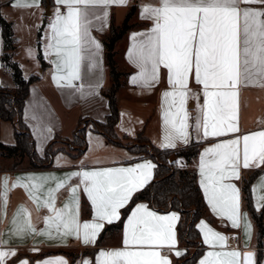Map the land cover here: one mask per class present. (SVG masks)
Returning a JSON list of instances; mask_svg holds the SVG:
<instances>
[{
  "label": "snow or ice",
  "instance_id": "snow-or-ice-1",
  "mask_svg": "<svg viewBox=\"0 0 264 264\" xmlns=\"http://www.w3.org/2000/svg\"><path fill=\"white\" fill-rule=\"evenodd\" d=\"M57 3L65 5L67 11L63 13L57 9L49 25L51 36L47 49L57 57L54 61L57 73L65 75H54L53 80L58 85L63 80L66 86L76 87L73 81L80 79L82 52L88 47L100 48L90 32L91 9L123 4L126 0H57ZM36 5L37 0H15L13 3V7ZM142 17L152 20L154 26L148 33L139 34L144 39L135 42L129 52V58L140 69L132 82L151 87L159 82L161 68L167 70L171 90L163 93L165 136L161 146L175 148L177 142L188 144L191 126L204 138L239 133V88L264 87V0H159L156 6L144 5ZM135 38L136 34L134 41ZM193 81L201 86L204 99L194 125H190L192 117L187 104L190 98H195L190 87ZM261 166H264V130L216 143L206 148L200 159V184L212 211L227 217L234 228L241 227L243 220L246 235H250V224L246 214L240 211V190L231 181L240 178L241 167ZM154 167L151 162H145L128 168L72 173L83 178V191L94 211L91 222L81 223L79 219V185L71 188V204L61 209L55 207V193L64 187L63 181L57 182L54 189H48L46 198L41 200L38 193L48 178L29 177L27 181L17 178L9 185L5 177L0 182L3 203L6 207L10 188L23 187L38 208L46 207L52 212L44 218L48 231L41 235L51 239L58 237L62 241L75 236L88 245L95 243L104 222L111 224L120 218V210L149 182ZM258 200H264V196H259ZM259 206L264 205L258 203ZM17 215H22L23 220L17 222L13 218L16 235L37 232L28 209L21 206ZM177 220L176 213L158 215L147 205H137L127 220L124 247L102 250L96 264H171L158 249L167 246L171 251L176 244L174 226ZM199 227L206 244L221 249L226 246L228 237L203 221ZM181 254L176 251L177 256ZM10 255L15 253L0 250V264H5ZM254 257L251 251H210L200 264H256ZM42 264H67V261L54 258Z\"/></svg>",
  "mask_w": 264,
  "mask_h": 264
},
{
  "label": "crops",
  "instance_id": "crops-1",
  "mask_svg": "<svg viewBox=\"0 0 264 264\" xmlns=\"http://www.w3.org/2000/svg\"><path fill=\"white\" fill-rule=\"evenodd\" d=\"M14 2L15 0H6L1 6L3 16L13 25L15 44L13 60L19 64L24 77L38 76V79L31 84L29 93L25 99L22 119L28 126L32 138L35 140V149L40 156L45 155L46 149L51 142L54 143L53 145H55L56 149H54L55 153L51 163L44 167L31 168L29 165L19 166L11 162V158L13 157H7L10 158L8 159L9 164L0 165V182L5 177L8 179L9 185L16 182L17 178H22L25 181L29 177L48 178L46 179L44 188L38 193L41 200H43L47 196L48 189H54L57 182L63 181L64 187L55 193V207L58 209L63 208L65 204H71V188L79 185L77 192L79 198V219L81 223L91 222L94 220V211L91 201L83 191L84 185L81 183L83 178L82 176H74L72 173L108 168H128L134 167L137 164L151 162L155 167L152 169L151 179L145 186L155 179L157 161L151 155L134 157V154L130 152L128 147L119 149L114 143L118 141L122 143L120 138L122 139L126 136L133 138L141 133L152 144L164 150H176L188 145L192 141L200 142L201 150L196 165L198 182L200 184L202 179L199 167L200 159L206 148L235 138L236 135L242 136L247 133L264 130V87L259 85L241 86L238 95L239 133H230L222 137L204 138L202 133L197 134L194 126H191L189 128L190 140L188 144L177 142L175 148L161 146L164 143L165 136L163 114L166 105L163 93L171 90L167 80V70L161 68L159 82L153 84L151 87L145 86L141 82L133 83V77L139 74L140 69L129 58V52L133 49V44L144 39V36L139 34L148 33L154 26L152 20L142 17L143 6H156L159 0H126V3L123 4L112 3L107 6H96L91 9L92 14L90 15V19L92 23L90 32L91 36L100 44V48L97 50L94 47H88L82 52L83 59L80 66V79L73 81L76 87L66 86L63 80L58 85L53 80L54 75H65V73H57L56 64L54 63L57 57L47 49L51 36L49 25L55 19L57 9L66 13V6L58 4L57 0H54L53 5L50 7H45L42 4V0H37V5L31 8L13 7ZM132 4L137 5L136 14L133 17V22L136 23V26L116 46L117 66L120 71L124 72V75L121 78L122 84L117 91V102L120 111V118L115 129L117 139L112 140L102 131L95 129V122H106L107 116L111 113L109 98L105 95L104 90L111 86L112 75L105 56L106 49L103 37L110 32L112 21L117 25L123 22ZM48 8H50L49 14H47ZM104 12H107L106 17L104 16ZM46 16L47 23L43 28L41 37L38 38V31ZM96 17H99V19ZM134 34H136L135 41L133 39ZM122 41H125L126 45L121 53L120 44ZM38 43H40L46 63L45 67H42V62L38 55ZM29 51H31V55H29ZM3 52L4 44L0 28V86L14 89L16 83L13 71L2 60ZM124 65L128 69L132 68L133 70L130 72L128 69L125 70L123 68ZM190 87L193 90L195 98L188 100L187 110L192 117L189 123L190 125H194L195 117L199 114L204 97L201 86L197 85L194 81L190 83ZM120 95L123 97L122 101H120ZM82 128L86 129V140L91 133L97 134L100 137V142L104 145L99 152L103 156L101 159H94L88 154L87 141L81 150H79V146H73V149L65 148L64 141L72 140L78 130ZM15 130V124L12 121L0 119V142L15 144ZM169 160L171 161V159ZM262 167L264 168V166L258 168ZM256 168L250 167L245 169L241 167L240 178L231 181L240 190V211L242 214H246V220L250 224V235L245 234L243 220L241 227L234 228L227 217H222L212 211L204 194V189L200 184L208 206L209 216L200 218L196 224L200 231L201 242L204 248L202 255L194 264H200V261L207 257L210 251H231L233 249L239 250L242 253L253 252L256 262L259 251L258 226L250 211L244 205L243 190L244 179ZM262 184H264V171L251 184L254 206L258 211L264 212V206L258 207V203L264 205V200H258L259 196H264ZM2 192L3 188L0 185V241H3L0 243V250L15 253V255H10L6 258L5 264H20L21 261L25 260L28 264H42L43 261L54 258H63L67 261V264H83L84 261L96 264L97 257L102 250L108 251L124 247L122 241L128 217L136 206L140 204L147 205L149 210L155 211L158 215L176 213L178 216V220L174 226L176 244L172 247L171 251H169L167 246L158 249L161 251V255L167 256L171 264H175L187 252V246L180 242L178 236V223L181 218L180 211L174 209L168 211L158 210L152 207L148 201L141 200L132 207L124 220L122 230L113 236L107 237L104 244L94 254H80L75 258L63 252L47 254L46 252L50 250H66L80 253L85 249L94 248L104 228L99 232L95 243L88 245H85L82 239H77L75 236H69L63 241L58 237L55 239L48 238L40 233L48 231L44 218L52 215L50 209L46 207L38 208L37 204L30 199L28 192L23 187L10 188L7 195V206L5 207ZM21 206L28 209L31 213V221L37 232L23 235L15 234V225L12 221L15 217L17 222H22L23 216L17 215ZM122 209L120 210V217ZM201 221L214 231L229 238L223 249L220 247L213 248L204 242V235L199 227ZM107 224L104 222V227ZM53 235H56L55 232H53ZM164 249L167 251L163 252ZM176 251H180L182 254L177 256ZM261 264H264V247Z\"/></svg>",
  "mask_w": 264,
  "mask_h": 264
},
{
  "label": "trees",
  "instance_id": "trees-1",
  "mask_svg": "<svg viewBox=\"0 0 264 264\" xmlns=\"http://www.w3.org/2000/svg\"><path fill=\"white\" fill-rule=\"evenodd\" d=\"M6 0H0V28L2 30L4 52L2 60L6 62L13 71L16 87L14 89L0 86V119L12 121L15 124V144H5L0 142V150L8 157L29 158L31 168L44 167L51 163L54 155L53 142H51L44 156H40L35 149V140L32 138L28 126L24 123L23 109L25 99L29 93L31 84L38 79L37 75L24 77L19 64L13 60L14 30L13 25L1 12V6ZM54 0H42L45 7H50ZM137 5L132 4L127 11L123 22L117 25L112 21L110 32L103 37L105 46V56L112 75V84L104 90L109 98L111 113L107 116L106 122H95V129L102 131L110 139H117L116 125L120 118V111L117 102V91L122 84L124 72L120 71L116 60V46L125 35L132 30L136 23L133 17L136 14ZM47 23V16L38 31V38L41 37L44 26ZM38 55L42 62V67L46 66L40 43H38ZM129 72L132 68L128 69ZM139 139L138 146H129L134 157L151 155L157 161L155 179L147 186L136 192L130 202L122 209L121 217L118 221L107 224L101 232L97 244L94 248L85 249L82 252L66 250H50L47 254L66 253L73 258L80 254H94L97 249L104 244L107 237L113 236L122 230L124 220L130 213L132 207L141 200H146L149 204L163 211L178 210L181 218L178 223V236L180 242L187 246L186 254L175 264H194L202 255L204 245L201 242V234L197 227V221L209 216L202 189L198 182L197 159L201 150V143L192 141L188 145L176 150H164L152 144L148 138L141 133L133 138ZM74 146H84L86 144V129H79L75 134ZM172 155L176 156L174 161H170ZM264 171V168L254 169L244 179V205L250 211L258 226V255L256 264H261L263 258V236H264V212L258 211L253 203L251 184L254 179ZM89 210V208H88ZM192 247H197L192 250Z\"/></svg>",
  "mask_w": 264,
  "mask_h": 264
},
{
  "label": "rangeland",
  "instance_id": "rangeland-1",
  "mask_svg": "<svg viewBox=\"0 0 264 264\" xmlns=\"http://www.w3.org/2000/svg\"><path fill=\"white\" fill-rule=\"evenodd\" d=\"M125 45H126V42L125 41H122L121 44H120V50H121V53L122 51L124 50L125 48ZM123 68L125 70H127V66L124 65ZM120 101H122V95H120ZM126 101V100H125ZM123 109V108H122ZM124 112V111H123ZM125 114V112H124ZM87 148H88V154L93 157L94 159H101L103 156H101L99 154V152L102 150L103 148V144L100 142V137L97 135V134H94V133H91L88 137H87ZM120 141L122 143H120L119 141L116 143H114L115 145L118 146L119 149H125V148H129V146H134V145H137L138 146V141L140 142L139 139H129V138H120ZM64 145H65V148L66 149H73L72 147L75 145L74 143V140H67L64 141ZM83 146H80L79 147V150H81ZM117 148V147H116ZM53 149H56L55 145L53 146ZM0 165H8L9 164V160L10 158H7L8 156L5 155V153H2V151L0 150ZM11 162L13 163H16L18 164L19 166H28L30 165V160L29 158L25 157L23 159H20L19 157H13L11 158ZM197 247H192L191 249L194 250L196 249Z\"/></svg>",
  "mask_w": 264,
  "mask_h": 264
},
{
  "label": "water",
  "instance_id": "water-1",
  "mask_svg": "<svg viewBox=\"0 0 264 264\" xmlns=\"http://www.w3.org/2000/svg\"><path fill=\"white\" fill-rule=\"evenodd\" d=\"M49 13H50V8L47 9V14H49ZM170 159H171V161H173L176 159V156L172 155Z\"/></svg>",
  "mask_w": 264,
  "mask_h": 264
},
{
  "label": "built area",
  "instance_id": "built-area-1",
  "mask_svg": "<svg viewBox=\"0 0 264 264\" xmlns=\"http://www.w3.org/2000/svg\"><path fill=\"white\" fill-rule=\"evenodd\" d=\"M166 251H167L166 249L163 250V252H166Z\"/></svg>",
  "mask_w": 264,
  "mask_h": 264
}]
</instances>
